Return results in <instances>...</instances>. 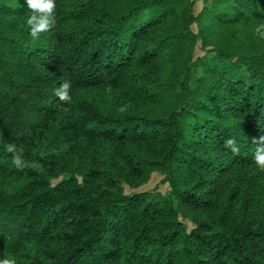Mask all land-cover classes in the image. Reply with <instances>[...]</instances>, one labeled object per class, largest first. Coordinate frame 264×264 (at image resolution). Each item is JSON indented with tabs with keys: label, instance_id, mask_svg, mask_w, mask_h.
Returning a JSON list of instances; mask_svg holds the SVG:
<instances>
[{
	"label": "trees",
	"instance_id": "trees-1",
	"mask_svg": "<svg viewBox=\"0 0 264 264\" xmlns=\"http://www.w3.org/2000/svg\"><path fill=\"white\" fill-rule=\"evenodd\" d=\"M56 5L33 40L0 0V258L264 264V0ZM156 173L173 196L127 192Z\"/></svg>",
	"mask_w": 264,
	"mask_h": 264
},
{
	"label": "clouds",
	"instance_id": "clouds-1",
	"mask_svg": "<svg viewBox=\"0 0 264 264\" xmlns=\"http://www.w3.org/2000/svg\"><path fill=\"white\" fill-rule=\"evenodd\" d=\"M26 6L31 11V15L26 18V24L30 28V36L33 40H37L41 33L48 32L56 23V0H26ZM255 34L260 39H264V23L259 24L254 29ZM70 82L63 83L60 88L56 89V95L62 101H71L69 95ZM257 143V148L253 156L255 165L260 171H264V137H261ZM225 147L231 149L233 153H238L239 148L236 146V141L233 138L225 140ZM8 152L14 153L12 164L22 170L26 163L22 155L15 149V145H9L6 149ZM30 167L38 169L39 164H31ZM0 264H15V257L5 255L0 258Z\"/></svg>",
	"mask_w": 264,
	"mask_h": 264
},
{
	"label": "rangeland",
	"instance_id": "rangeland-1",
	"mask_svg": "<svg viewBox=\"0 0 264 264\" xmlns=\"http://www.w3.org/2000/svg\"><path fill=\"white\" fill-rule=\"evenodd\" d=\"M204 9V4L202 2H199L197 5H196V8H195V12L196 14H199L202 10ZM194 29L197 30V27L194 26ZM205 53L201 50V48H198L197 49V52H196V56H203ZM201 72L202 71H199L195 78L193 79V85H196L197 81L199 80L200 76H201ZM162 178L163 176L159 175V174H154L151 178V180L146 184V185H143L142 187H140L139 189H130V188H127V192H135V191H146V190H154V189H159L161 190L162 192L164 193H169L170 196H173L172 192H171V189H169V186L168 184L166 183H162ZM190 227H192V224H190Z\"/></svg>",
	"mask_w": 264,
	"mask_h": 264
}]
</instances>
